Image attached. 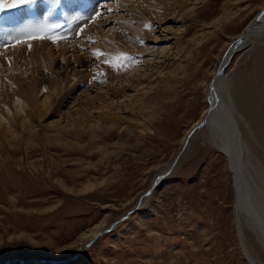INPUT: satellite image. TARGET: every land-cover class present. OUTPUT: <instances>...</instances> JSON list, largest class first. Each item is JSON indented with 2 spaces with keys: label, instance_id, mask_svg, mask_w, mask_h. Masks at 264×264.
Returning <instances> with one entry per match:
<instances>
[{
  "label": "rangeland",
  "instance_id": "rangeland-1",
  "mask_svg": "<svg viewBox=\"0 0 264 264\" xmlns=\"http://www.w3.org/2000/svg\"><path fill=\"white\" fill-rule=\"evenodd\" d=\"M161 2L110 0L96 6L77 33L47 41L55 50L62 45L72 53L76 48L78 55L92 53L98 62L120 69L97 83H69L52 95L48 107L36 102L46 92L30 93L27 114L8 119L17 140L0 129V264H252L235 220L229 158L197 138L176 172L138 211L86 250L95 237L80 248L83 232L98 224L103 229L97 235L109 229L137 205L155 173L175 160L182 138L209 106L206 89L225 49L264 0H176V7ZM140 5L149 6V14L140 12ZM138 13L145 32L130 22ZM119 28L142 39L143 51L131 53L108 40ZM25 45L0 49V83L8 75L17 80L28 75L22 83H34L36 68L25 70L32 53L15 62ZM95 45L106 51L92 52ZM256 45L237 51L226 74L229 86L237 88L240 81L239 86L246 85L243 92L249 91L247 111L234 119L248 143L247 165L264 168V49L259 48L264 45ZM60 63L65 60L56 58L43 68L50 84L76 76L71 67L57 70ZM101 87L110 99L103 128L84 131L77 122L67 127V114L103 113L104 98L92 101ZM0 101L9 102L1 88ZM55 123L62 124L61 133ZM31 124L37 135L35 142H26L25 127Z\"/></svg>",
  "mask_w": 264,
  "mask_h": 264
},
{
  "label": "bare ground",
  "instance_id": "bare-ground-1",
  "mask_svg": "<svg viewBox=\"0 0 264 264\" xmlns=\"http://www.w3.org/2000/svg\"><path fill=\"white\" fill-rule=\"evenodd\" d=\"M89 1L90 0H86V6H85L83 14H78L77 12L74 13L73 5H75V2H76L75 0H69V3H66L65 1L61 0V3L66 11L67 16L69 17V15L71 16L73 14L74 18H76V22L77 21L79 22L83 19V17L88 15L87 2L89 3ZM96 1L97 0H95V2ZM161 1L163 2V5L165 6L166 5L174 6L176 2V0H161ZM181 3L183 2H180V4ZM37 4L39 8L38 10L39 20L36 24L32 26L26 23L25 16H24V7L4 10L3 15L6 16V19L3 21L2 24H0V29L3 30V31L0 30V46H3V43L7 41H10V40L13 41L17 39V33H21L23 36H27L30 33L49 31L46 28L45 23L41 20L42 15L40 14V11L43 10L44 5L42 4V2H39ZM138 9L140 12L144 14H147V13L149 14L150 12L148 11L150 10L149 6L146 7V6L140 5L138 6ZM260 9H261L260 12L249 21V24L247 25V27L243 31H241V33H239L237 37H235L236 39H238L241 36L245 38L238 51L245 50L248 47H250V45H253V44H259L256 46L264 45L262 44L264 43V3ZM163 13H164L163 11L159 12V14L156 13L157 17H162V15H164ZM139 14L140 13H138V16L136 18L133 17L132 19H130V22L132 24L133 23L137 24L138 26L142 28V31L145 32L147 26H145L146 24H144L140 20ZM71 17L73 18V16ZM50 34L58 35L57 33H53L51 31H50ZM127 35H129V33L123 30V28H119L114 33L109 34L108 40L113 42L115 46L124 47L131 53H134L136 51L142 52L143 48H140L142 39H140L136 35L132 36L130 34L129 36L131 40L126 41ZM47 41H48L47 39L32 40L30 49L28 45H25L24 43L25 45L24 48L20 49L19 54L17 55V58L15 60V62H17L19 59L26 60V56H28L29 53H32V57H29L30 63L26 64L25 66L26 68L25 70H30L28 67L36 68L34 74L32 75L34 76L33 78L34 83H31V86L28 85L29 83H27L28 86L22 83L26 79L31 78V76H28V75L22 78L21 76H19L18 80L8 75V77L4 78V80H2V82L0 83L1 84L0 88L3 89L4 94L6 93L7 98L9 99L8 103L0 101V104H1L0 129H1V132H4L5 136L9 134L10 136L14 138L16 137V140H17L19 135L17 132L10 129L8 119H12L13 114H16L18 117H21V115L27 114L26 110L31 107V102L29 99L30 93H34L35 91H37V93L46 92L47 96L43 100H40V99L39 101L36 100V102H38L39 104H42L43 107H48V105L50 104L49 99L53 97L52 95H54L57 90L62 91L63 88H66V86L69 83L74 82V84L76 85L77 83H82L83 81H87V82L91 81V82L97 83L99 81L105 80L107 76L109 75L111 76L113 73H115V71H117V69H120L119 67H115L116 63L113 65L112 63L98 62L96 55H92V53L91 55H88L89 53L78 55L75 53L76 48H73V47H72L73 48L72 53L69 50L67 51L65 47H61L62 45L58 46V48L56 47L57 50H55L50 47V44H48ZM233 42H231L228 45V47L225 49L224 51L225 54L222 55L221 61L219 65L217 66V69L214 72L212 77H214V75L219 70V67L222 61L226 58V56H228V51L231 48L230 46ZM105 43L106 42H104V44ZM39 45H42V46H39ZM259 48H261V50L264 49L262 47H259ZM91 51L99 52V51H106V50L102 49L101 45H95L93 46ZM2 58L3 57H1L0 60H4ZM56 58H63L65 60V63L58 64L59 67L56 68L57 70H60L62 67L67 70L68 68L71 67L72 70H74V72L76 73V76L73 80H69L68 82H63V81L55 82L54 81L55 83H52V84L49 83L48 78L46 77V73L43 70V68L51 67L52 64L56 61ZM120 58L123 59L124 57L121 56L119 57V59ZM11 61H12V58L10 62ZM228 69L229 68L227 67L224 70L222 76L216 81L217 84L215 88V93H216V96L218 97L217 105L215 109L213 110L212 116L208 119V123L206 124L207 127L200 129L199 131H197V133L194 134L192 143L188 145V147L185 148L184 152L180 155L181 156L180 162L176 166L174 171L178 169L181 163L188 157L187 155L189 154L190 150L194 146L196 142L195 141L196 138L208 144L210 143L211 145L215 146L218 150L223 152V154L228 156L229 158L228 164H229V168L232 169V173L234 175V183H235L234 187L236 190V196H234L235 204H236L235 209H234L235 210L234 211L235 220L238 221V225L243 232L244 239L245 241H247V243H245L242 240L244 253L246 254V256L249 257V260L252 264H264V262H262L263 257H264V168L257 167L255 162L249 166L246 163L248 159L250 158V155L247 154L248 143L243 138L242 136L243 130L241 129L240 125H238L239 123L237 122V120L234 119V116L240 112L244 114L247 111V108H246V106L248 105L247 104V98H248L247 93L249 91L246 92V89H245V91L243 92L242 86H244L245 84L239 86L240 81H237L235 85L237 88L233 87L232 85L229 86V82H228L229 77H227ZM59 78H60V75H59ZM18 85L20 86L24 85V86L21 88ZM104 88L105 87H101L100 89L103 92H98L97 95H95V97L92 98V101L96 99V97L104 98L103 99L104 101L102 102L103 106L101 107V109L103 108V113L97 114L98 116L94 117L95 115H91L88 111L78 110V112L75 113L77 118H74V116H72L71 114H67V118H68L67 127L74 126L75 123L77 122L79 123L80 128L84 131L85 129H90L91 132H96L99 129L103 128L102 116H107L108 114L107 113L108 105L106 106L105 103L107 100H110L108 98V92L107 90L105 91ZM207 93H208V87L206 89L205 97L207 98V101L210 103V101L212 100L209 96L207 97ZM126 97L127 96H125V98ZM254 101H257V100L255 99ZM256 105H257V102H256ZM208 108L209 106L203 111L204 113L202 114L201 118L195 121L194 124L191 126V128L186 132V134L182 138V141H183L182 147L185 143V139L187 135L189 134V132L194 128V126L199 124L203 120V118L206 116ZM25 124L26 122L23 125ZM52 126H55L56 130L59 133H61L60 131V127L62 126L61 123H55ZM34 129L35 128L32 124L31 126L25 127L26 142H30V141L35 142L34 138L37 135V131H34ZM177 155L176 157H178ZM173 161H171L170 163L166 165V167L158 170V172L155 173V175L153 176L152 182L149 185L150 187L148 189L152 188V184L156 181V179L160 175L166 174L167 170L171 167ZM160 184L161 182L157 185V187H159ZM147 199L148 198H144L143 200H141L142 201L141 205L144 202H147ZM102 229H103L102 225L98 224L94 228H89L86 230V232H83L79 239L80 248H81V245H84L85 243L89 242L95 237L91 243L89 242L90 244L94 243V241L98 237H100L97 234ZM241 239H243V237H241ZM90 244H88V246H90Z\"/></svg>",
  "mask_w": 264,
  "mask_h": 264
},
{
  "label": "water",
  "instance_id": "water-1",
  "mask_svg": "<svg viewBox=\"0 0 264 264\" xmlns=\"http://www.w3.org/2000/svg\"><path fill=\"white\" fill-rule=\"evenodd\" d=\"M244 37H239L238 39H235V41L231 44V48L228 51V56H226V58L222 61L219 70L217 71V73L214 75V77L210 80V84L208 86V93H207V97L209 96L211 98L212 101H210L209 103V108L207 111L206 116L203 118V120L197 124L196 126H194V128L189 132V134L187 135L186 139H185V143L180 151V153L177 155L178 157L175 158V160L172 162L171 167L167 170L166 174L160 175L156 181L152 184V188H150L149 190H147L144 194H142L139 199H138V204L130 211H128L123 218L113 222L109 229L104 230L103 233L101 232L99 234V236L103 235L104 233H108L110 231V229H112L116 224L124 221V219H127L129 217V215L135 211H138V209L141 206V203L144 198H149L152 194L153 191L156 189L157 185L164 180L165 178H167V176H169L170 174H172L173 170L176 168V166L179 164L180 162V158H181V154L184 152L185 148L188 147V145H190L192 143V139L194 138V134L197 133V131H199L200 129L207 127L206 124L208 123V119L212 116L213 114V110L215 109L216 105H217V99L218 97L216 96L215 93V88H216V84H217V80L222 76L224 70L226 69V66H228L231 62V60L233 59V57L236 54V51H238L241 47V44L244 41ZM210 91V93H209ZM91 245V244H90ZM90 246L86 245V248L83 250H86L87 248H89Z\"/></svg>",
  "mask_w": 264,
  "mask_h": 264
},
{
  "label": "snow or ice",
  "instance_id": "snow-or-ice-1",
  "mask_svg": "<svg viewBox=\"0 0 264 264\" xmlns=\"http://www.w3.org/2000/svg\"><path fill=\"white\" fill-rule=\"evenodd\" d=\"M38 3V0H0V12H3L5 9H16L21 6H27V5H35ZM61 26L59 24H53L50 26L49 31H41L37 33H30L24 38L17 39L15 42L11 45L13 47L21 44V43H28L29 49L31 48V40L36 39H47L52 42H58L60 39H62L61 36L58 35H52L50 34L51 29H58ZM83 29H81L82 31ZM7 47V45L5 46ZM97 55H102V53H97Z\"/></svg>",
  "mask_w": 264,
  "mask_h": 264
}]
</instances>
